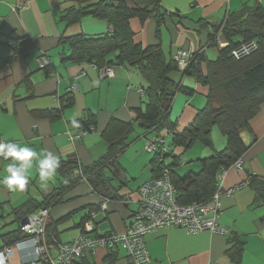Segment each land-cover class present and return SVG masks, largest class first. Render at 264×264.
<instances>
[{
    "label": "crops",
    "instance_id": "1",
    "mask_svg": "<svg viewBox=\"0 0 264 264\" xmlns=\"http://www.w3.org/2000/svg\"><path fill=\"white\" fill-rule=\"evenodd\" d=\"M94 1L0 0V140L28 144L37 152L46 149L59 159L73 158L90 165L104 155L110 139L121 135V125L134 121L136 110L145 108L146 93L139 92L145 83L135 66L114 62L109 64L113 67V76L101 79L94 63L60 59V55L69 52L66 44H58L62 35L104 36L111 31L109 23L102 18L86 15L71 24L63 18L69 8ZM256 1L264 7V0ZM253 2L255 0H159L157 11L164 14L160 22L153 12L129 19L132 40L142 47L158 44L166 60L173 59L179 49L205 53L209 48L207 30L202 29L198 21L218 22L244 3ZM9 40L13 45L7 43ZM15 43L25 44L14 56ZM40 54L48 56L52 65L47 63V67L38 68L36 58ZM79 72L83 74L78 79V90L67 95L66 88ZM186 75L179 70L169 74L174 82L193 90L192 94L177 92L174 95L169 119L177 130L193 120L205 104L202 102L207 93L206 86L195 78L187 80ZM85 117L94 121V129L80 133L81 120ZM73 119L79 122V127L72 125ZM160 135H167L169 144L170 134L166 128L159 132L147 131L137 122L133 124L126 145L117 157L120 172L110 180L117 198L106 203V212L94 219L101 231L121 233L125 230L136 209L138 187L153 177V157H146L149 152L143 147L144 139ZM240 135L248 144L239 158L242 167H228L221 187L226 190L244 182L247 185L222 199L219 220L227 232L205 230L192 234L179 227L158 228L144 236L149 256L147 264H235L232 255L236 257L238 245L234 246V238L242 246L239 264H264V200L256 199V184H252L253 179L254 182L264 181V103L248 126L240 129ZM186 149L176 147L174 155L179 154L180 160ZM212 149L216 151L215 146ZM208 153L202 150L201 154ZM200 156L206 155H197L199 167ZM141 159V166H147L148 173L136 166ZM8 162L0 158V175L5 174L3 169ZM111 171L107 169L105 173L109 175ZM59 179L57 171L54 180L43 187L32 169L24 190L10 191L0 184V248L12 244L10 264H28L32 257V244L15 240L11 231L35 207L19 214L16 211L30 202H40L58 186ZM58 199L49 207L48 230L58 241L67 242L77 236L89 210L98 206L104 197L87 181H80L64 190ZM31 204L26 207L30 208ZM108 253L114 257L109 259ZM128 260L119 247L112 250L98 247L85 254L80 264H128Z\"/></svg>",
    "mask_w": 264,
    "mask_h": 264
},
{
    "label": "trees",
    "instance_id": "2",
    "mask_svg": "<svg viewBox=\"0 0 264 264\" xmlns=\"http://www.w3.org/2000/svg\"><path fill=\"white\" fill-rule=\"evenodd\" d=\"M158 5L159 0H96L73 6L64 13L63 18L68 24L77 22L86 15L105 19L109 23L111 31L104 36L62 35L58 44L61 46L66 44L69 52L60 55V59L71 63L84 61L94 63L97 65V71L98 68L114 64V62L135 66L143 77L145 83L143 89L147 101L144 109L136 110L137 116L134 121L124 122L121 125V135L109 140L107 150L99 160L90 165H83L73 158L59 159L58 186L48 192L40 202L26 204L27 207L31 204L30 208L24 206L17 210V214L34 207L35 209L28 214L41 207L49 208L50 205L59 201L58 197L64 190L73 187L80 181H87L92 189L97 190L104 198H108L110 201L116 199V188L112 186L110 180L120 172L117 157L124 149L125 140L135 122L144 130L159 132L166 128L170 134L169 144L164 145L167 151L152 153V172L153 178H157L161 176L165 168L169 169V178L175 187L180 204L205 202L210 199L216 188V173L222 168L230 167L248 148V144L240 135V129L248 126L249 120L264 103V7L255 0L251 4L244 3L236 11L227 13L218 22L199 20L200 27L207 30V47L216 49V57L207 59L204 52L195 51L192 52V59L188 67L180 69L175 60L165 59L158 44L142 47L132 40L129 19L136 15L144 16L147 14L146 12H153L157 16V21L160 22L164 14L157 11ZM218 38H221L227 45L219 47ZM250 40L256 41V50L239 59L229 55L232 49L240 45V41ZM7 43L13 45L14 42L9 40ZM23 44L25 43L14 44V56L19 53ZM42 57H46L48 64L52 65V61L45 54H40L36 61L38 62ZM37 66L38 68L47 67ZM178 70L193 75L198 83L207 88L205 104L197 111L193 120L181 130H177L175 123L170 121L169 109L177 92L192 94L193 90L170 78L169 74ZM82 74L83 72H79L72 77L66 88L67 95L78 90V79ZM74 83L77 85L75 89L72 88ZM81 121L83 125L81 130L84 133L94 129L95 124L91 118L85 117ZM213 126L218 127L226 137L225 148L199 159L200 169L198 171H188L183 175L176 173L173 167L177 166L180 160L179 154L175 156L173 149L176 147L186 149L196 140L211 147ZM159 137L164 141L162 135ZM164 157L171 158V162L165 164ZM107 169L112 170L109 175L105 173ZM78 170L80 172H76ZM252 184H256V199L264 200V181L254 182L253 179ZM97 207L91 208L89 211ZM20 222L16 229L11 231L12 238L15 240L25 238V234L19 228ZM49 225V223L46 225L47 243L56 246L57 243L73 241H58L54 235L49 233ZM233 241L234 246H238L236 248L237 255L236 257L232 255V258L235 264H239L242 246L240 242H236L235 238ZM10 246L12 244L7 243L0 249ZM108 257L112 259L114 255L109 254ZM128 261V264H133L130 259ZM106 262L111 263L112 261L106 260Z\"/></svg>",
    "mask_w": 264,
    "mask_h": 264
},
{
    "label": "built area",
    "instance_id": "3",
    "mask_svg": "<svg viewBox=\"0 0 264 264\" xmlns=\"http://www.w3.org/2000/svg\"><path fill=\"white\" fill-rule=\"evenodd\" d=\"M218 41L221 47L227 45L226 42L220 41L219 38ZM240 42L239 46L229 52V55L236 59L248 55L257 48L256 41L254 40ZM191 59L192 52L183 49L177 50L173 56V60L177 62L180 69L188 67ZM47 63L44 57L38 60L40 67L45 66ZM98 75L100 78L112 77L113 67L105 65L98 68ZM72 88H77L76 83L72 85ZM139 92L144 93V90L139 88ZM80 133L84 132L80 130ZM144 148L150 153L167 151L163 139L159 136H147ZM232 166L241 169L240 159H237ZM225 170L226 168H222L216 173V188L210 199L205 202L180 204L178 203L175 187L169 178V169L165 168L161 176L157 178L152 177L138 187L136 209L132 212L125 230L121 233L113 231L105 233L97 227L94 219L99 213L104 214L106 212V203H100L96 209L88 213L87 219L82 224V227L87 232L100 237V239L94 241L90 237L84 236L77 241L57 243V245L66 246L74 250L73 255L69 257L47 258L41 255V248L47 245L52 246V244L47 243L46 233L42 227L27 222L24 218L20 224V228L23 230V233L33 238V243H31L33 257L30 260V264H79L80 259L83 257L81 250L86 247L93 248L96 245L107 249L120 247L133 264H147L149 256L144 236L158 228L179 227L192 234L205 230L215 233H226L227 228L219 220L222 199L225 196H230L240 187L246 186L247 182L222 190L221 181ZM39 209H46L48 211L45 207ZM45 212V210H38L30 214L45 215ZM81 232L84 233L85 231L82 230ZM102 234H104L103 237H101ZM12 253V250H0V262H4L7 258H10Z\"/></svg>",
    "mask_w": 264,
    "mask_h": 264
},
{
    "label": "clouds",
    "instance_id": "4",
    "mask_svg": "<svg viewBox=\"0 0 264 264\" xmlns=\"http://www.w3.org/2000/svg\"><path fill=\"white\" fill-rule=\"evenodd\" d=\"M74 127H79L75 119L71 121ZM0 158L9 162L0 175V184L10 191L24 190L29 183L30 170L35 169L43 187L53 181L59 168V158L44 149L37 152L28 144L0 140ZM35 162V163H34Z\"/></svg>",
    "mask_w": 264,
    "mask_h": 264
},
{
    "label": "rangeland",
    "instance_id": "5",
    "mask_svg": "<svg viewBox=\"0 0 264 264\" xmlns=\"http://www.w3.org/2000/svg\"><path fill=\"white\" fill-rule=\"evenodd\" d=\"M220 41L221 38H220ZM219 47H221V45L219 44ZM215 55H216V52L213 48H207L205 50V56L206 58L208 59H215ZM187 77V80L188 78H194L193 75L191 74H187L186 75ZM206 101V98L203 97V102L202 103H205ZM202 105V104H201ZM164 145H168V141H169V137L167 135L164 136ZM211 138H212V147H209L207 145H203V143H201L199 140H196L191 146L190 148L186 149L180 156V162H179V165L176 166V172L180 175H183L185 174L187 171H193V172H196L199 170V162L196 160V157L197 155H206V156H200L201 158L202 157H207L209 155H211L214 151V149H212L214 146H215V150L216 151H219V150H222L223 148H225L226 146V137H224L222 135V132L220 131V129L216 126H213L212 129H211ZM144 143H145V139H144ZM144 147V145H143ZM201 148V149H200ZM199 150L200 153H199ZM202 150H205V152H209L208 154H201L202 153ZM146 157L147 158H152L153 157V154L152 153H146ZM141 162H142V159L141 161H137L135 164L137 167L141 168L144 172H147V166H141ZM171 162V158L169 157H164V163L165 164H168ZM149 172V171H148ZM147 172V173H148ZM63 237H67V235H63Z\"/></svg>",
    "mask_w": 264,
    "mask_h": 264
},
{
    "label": "bare ground",
    "instance_id": "6",
    "mask_svg": "<svg viewBox=\"0 0 264 264\" xmlns=\"http://www.w3.org/2000/svg\"><path fill=\"white\" fill-rule=\"evenodd\" d=\"M76 172H80V170H78V171H76ZM108 202H110V200L108 199V198H104L103 199V201H101V203H108ZM46 208V207H45ZM48 209V211L46 210V209H38V210H45L46 212H45V215H36V214H29V215H27L26 217H25V220L27 221V222H30V223H32V224H34V225H37V226H39V227H42L43 228V230H44V232L46 233V235H47V230H46V225H47V218H48V213H49V208H47ZM37 210V211H38ZM37 211H35V212H37ZM87 219V218H86ZM24 220V219H23ZM23 220L21 221V222H23ZM21 222L19 223V228H20V224H21ZM84 222V221H83ZM83 224V223H82ZM83 225H81V227H80V231H79V233L77 234V236L75 237V238H73L72 240L73 241H77V240H79V239H81V238H83L84 236H88V237H90L91 239H93L94 241H97V240H99L100 239V237H98V236H95V235H93V234H91V233H89V232H87L83 227H82ZM45 228V229H44ZM20 230L23 232V230L20 228ZM85 231L84 233H82L81 231ZM106 233V232H105ZM25 234V233H24ZM46 235H45V237H46ZM104 236V234H102L101 235V237H103ZM22 240H26V241H28V242H30V243H33V238H31V237H29V236H27L26 234H25V238L24 239H22ZM98 247H100L99 245H96V246H94L93 248H91V247H86V248H84V249H82L81 250V254L83 255V256H85V254H87L88 252H91V251H93L94 249H96V248H98ZM115 248H118V247H115ZM120 248V247H119ZM112 249H114V248H108V250H112ZM0 250H12V252H13V248L12 247H4V248H2V249H0ZM53 251H55V254L53 253ZM73 253H74V250L72 249V248H69V247H66V246H62V245H53L52 244V246H49V245H47V246H44L43 248H41V250H40V254L41 255H43V256H45V257H47V258H59V257H69V256H72L73 255ZM12 256H13V253H12ZM11 256V257H12ZM11 257L10 258H7L4 262H0V264H10V259H11ZM32 257H33V247H32ZM32 257L30 258V260L32 259ZM30 260L28 261V264H30ZM79 264H80V262H79Z\"/></svg>",
    "mask_w": 264,
    "mask_h": 264
}]
</instances>
